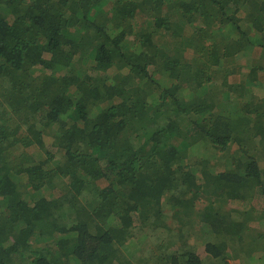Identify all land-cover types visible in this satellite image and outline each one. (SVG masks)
I'll return each mask as SVG.
<instances>
[{
    "label": "trees",
    "instance_id": "trees-1",
    "mask_svg": "<svg viewBox=\"0 0 264 264\" xmlns=\"http://www.w3.org/2000/svg\"><path fill=\"white\" fill-rule=\"evenodd\" d=\"M263 84L264 0H0V264H264Z\"/></svg>",
    "mask_w": 264,
    "mask_h": 264
},
{
    "label": "rangeland",
    "instance_id": "rangeland-1",
    "mask_svg": "<svg viewBox=\"0 0 264 264\" xmlns=\"http://www.w3.org/2000/svg\"><path fill=\"white\" fill-rule=\"evenodd\" d=\"M263 86H264V84H263ZM259 88H262V87H259ZM257 91V90H256ZM264 92V91H263ZM253 206L254 207H256V208H258V209H262L263 208V206H264V203L263 202H261V201H258V200H256L254 203H253ZM231 207H233V206H231ZM138 237H140V236H138ZM138 237H136V239H135V241H136V243H139V249H144V250H146L147 249V247H148V242L150 241L151 242V240L150 239H145L144 241H142V239L141 238H138ZM154 240H155V238H153ZM255 244H257V243H253L252 245H255ZM129 252H131L132 253V251H129ZM141 252V251H140ZM140 252H138V253H140ZM148 252H146V253H144L145 255L147 254Z\"/></svg>",
    "mask_w": 264,
    "mask_h": 264
},
{
    "label": "crops",
    "instance_id": "crops-1",
    "mask_svg": "<svg viewBox=\"0 0 264 264\" xmlns=\"http://www.w3.org/2000/svg\"><path fill=\"white\" fill-rule=\"evenodd\" d=\"M257 200H258V199H257ZM251 264H259V262H257V263L252 262Z\"/></svg>",
    "mask_w": 264,
    "mask_h": 264
}]
</instances>
